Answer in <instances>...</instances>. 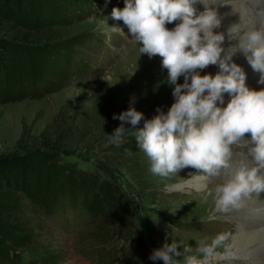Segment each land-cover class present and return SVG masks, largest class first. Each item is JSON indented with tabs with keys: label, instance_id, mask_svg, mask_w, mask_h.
<instances>
[{
	"label": "rangeland",
	"instance_id": "rangeland-1",
	"mask_svg": "<svg viewBox=\"0 0 264 264\" xmlns=\"http://www.w3.org/2000/svg\"><path fill=\"white\" fill-rule=\"evenodd\" d=\"M251 1L257 11L249 10V18L244 24L248 28L250 24L254 25L249 30L255 29L259 22L264 23V0ZM85 3L80 12L73 8L78 11V16L67 20L70 25L44 24L42 30L28 32L31 34L29 37H24L26 32H22L25 44L51 33L50 40L57 42L81 34L96 37L84 46L75 43L72 48L64 50H68L76 61L84 59L87 67L82 73H76L77 64H67L59 89L43 96L0 102V158L24 153L33 143L49 138L55 129L77 133L74 143L61 151L62 158L76 160L82 168L95 171L120 186L135 211V217L127 215L123 218L124 229L130 228V233L121 231L126 234L125 237L116 233L108 243L98 244L83 235L82 221L70 213L72 209L69 211L68 206L64 208L67 214L50 217L38 211L33 204L19 199L12 216L25 229L31 230L33 244L16 248L6 242L5 258L0 264H43L45 255L57 257L59 262L55 264H163L162 260L153 261L149 257L166 240L181 243L178 249L181 252L183 245H187L192 248L189 254H196L195 249L201 241L209 242L220 233L231 237L235 225L227 219L226 213L215 214V188L211 194L208 188L223 183L229 176L227 169L221 170L217 177L201 176L206 182L200 191L191 186L179 188L178 185L185 183L193 173H201L185 168L170 177H159L150 172L149 160L136 139L134 142L127 141L130 134L123 137L121 145L111 142L109 134L121 123L113 119V114L118 115L130 106L142 112L145 119L157 115L158 107L167 112L174 103V86L165 83L167 71L161 67V58L150 59L140 53V45L132 39L123 22L111 18L113 7L122 9L124 0H87ZM92 8L94 10L88 14ZM5 25V32L1 35L11 38L17 33L18 39L22 38L21 33L11 29L9 24ZM112 26L122 28L124 35L113 30ZM174 26V23L166 25L169 29ZM222 27L227 32L228 28L225 25ZM225 41L224 55H228L233 49L227 48L230 42L228 39ZM233 62L238 63L236 60ZM51 69L61 71L57 65ZM218 71L217 66L210 65L200 71V75L215 76ZM178 83H183V77ZM142 126L143 120L139 127ZM233 146L231 163L251 164V160ZM75 152L83 156L73 159ZM242 209V206L237 207V213H232L238 214ZM228 243L229 239L227 249ZM225 251L223 247L218 249V253ZM237 260L231 264H246L241 261L244 259ZM176 261L177 264H184L183 255Z\"/></svg>",
	"mask_w": 264,
	"mask_h": 264
},
{
	"label": "clouds",
	"instance_id": "clouds-1",
	"mask_svg": "<svg viewBox=\"0 0 264 264\" xmlns=\"http://www.w3.org/2000/svg\"><path fill=\"white\" fill-rule=\"evenodd\" d=\"M201 2L204 11L199 13L193 0H124L122 9L113 7L111 18L123 22L140 45V53L161 58V67L167 71L165 83L174 86V103L167 112L158 107L151 119L131 106L113 114L121 123L109 138L119 145L126 134L134 135L149 160L150 172L162 178L185 168L207 178L228 169V178L214 189L217 210L227 213L239 207L243 198L264 191V88H248L245 73L232 59L243 54L261 74L258 83L264 84V30L240 32L232 25L227 30V48L233 51L224 55L225 34L215 31L221 19L206 0ZM173 23L172 29L166 27ZM112 28L124 35L119 26ZM210 65L219 68L215 76L200 75ZM180 77L183 83H178ZM224 93L230 100L220 107ZM241 140L250 145L251 164L233 165L232 146ZM228 239L227 233H220L209 242L201 241L196 254H189L192 248L183 244L181 252V243L166 240L149 258L177 264L176 258L183 255L184 264H214L220 258L218 249L227 250Z\"/></svg>",
	"mask_w": 264,
	"mask_h": 264
},
{
	"label": "trees",
	"instance_id": "trees-1",
	"mask_svg": "<svg viewBox=\"0 0 264 264\" xmlns=\"http://www.w3.org/2000/svg\"><path fill=\"white\" fill-rule=\"evenodd\" d=\"M85 2L87 0H0V102L43 96L59 89L67 64L76 63V73L86 69L84 59L76 61L64 50L75 43L84 46L96 37L93 34L70 36L57 42L50 40L51 33L47 37L39 36L31 44L22 42L23 31L26 32L24 37H29L30 33L42 30L44 24L70 25L67 20L78 16L73 8L80 12ZM5 23L21 33L22 38L18 39L17 33L11 38L1 35L5 32ZM54 65L62 72L52 71ZM51 134L27 147L22 154L0 158V261L5 258L6 242L16 248L33 244L31 230L12 216L19 199L50 217L67 214L64 208L68 206L69 211L72 209L70 213L82 221L83 235L98 244L108 243L116 233L125 237L121 231L130 233V228L124 229L123 218L135 217V211L126 193L109 178L82 168L76 160L62 158L61 151L74 143L77 133L55 129ZM135 139L134 135H129L127 141ZM72 155L73 159L83 156L76 152ZM56 258L45 255L43 264H55L59 262Z\"/></svg>",
	"mask_w": 264,
	"mask_h": 264
},
{
	"label": "bare ground",
	"instance_id": "bare-ground-1",
	"mask_svg": "<svg viewBox=\"0 0 264 264\" xmlns=\"http://www.w3.org/2000/svg\"><path fill=\"white\" fill-rule=\"evenodd\" d=\"M206 2L217 12L218 17L221 19V26L215 29V31L223 32L225 34V40L228 39L227 32L222 25H225L226 29H229L232 25H236L240 32H245L248 28V26H245V22L249 18V10L253 11L256 8L255 3L251 0H206ZM252 4L254 5L253 7ZM193 7L198 13L204 11V3H202L201 0H193ZM255 11H257V9ZM252 25H249L248 31H251L249 29ZM259 29L264 30V23L259 22V24L255 26V29L252 28V30ZM226 45L227 44H223L222 46L225 47ZM234 60L238 62L237 65H239L241 70L245 73V84L248 88L254 90L264 88V84L258 83L261 74L252 69L243 54L234 57L233 61ZM223 99V105L218 102V106H226L230 100V96L224 93ZM245 138L250 139V134H246ZM240 142L242 143H240L241 145L234 144L235 146H233V148L240 152L242 151L244 156L251 160L248 151L250 145L246 140H241ZM227 174L229 175L228 169ZM199 175L200 174L193 173L185 183H181L178 187L185 188L186 186H191L200 191L206 180ZM216 186L217 185L214 184L213 186H208V188H210V193L213 192V188ZM241 206L243 209L238 214L232 213H237L235 208H230L226 213L227 219L235 226L232 236L229 237L227 251L223 253L219 252L220 258L214 261L215 263L231 264L238 261L237 259H244L241 261H245L246 264H264V191H261L259 194L252 193L249 197L243 198L239 207ZM216 213L223 214V212L217 209L215 211V214Z\"/></svg>",
	"mask_w": 264,
	"mask_h": 264
}]
</instances>
